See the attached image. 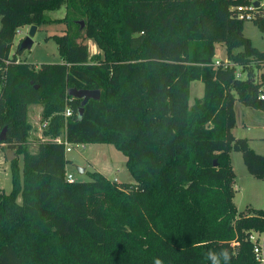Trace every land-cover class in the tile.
Returning <instances> with one entry per match:
<instances>
[{"label": "trees", "instance_id": "16d2710c", "mask_svg": "<svg viewBox=\"0 0 264 264\" xmlns=\"http://www.w3.org/2000/svg\"><path fill=\"white\" fill-rule=\"evenodd\" d=\"M254 1L263 0H0V146L15 155L12 192L0 190V264H211L208 253L221 250L230 264H258L248 235L264 230V208L238 212L231 159L241 152L264 182V154L233 133L237 101L264 113V52L233 10ZM64 6L52 21L66 27L53 36L62 63L37 68L12 55L19 29ZM218 45L243 79L213 67ZM196 81L204 95L191 105ZM73 88L101 92L83 116ZM32 105L49 122L35 151ZM58 138L113 145L136 184L100 172L68 183Z\"/></svg>", "mask_w": 264, "mask_h": 264}, {"label": "rangeland", "instance_id": "374dc122", "mask_svg": "<svg viewBox=\"0 0 264 264\" xmlns=\"http://www.w3.org/2000/svg\"><path fill=\"white\" fill-rule=\"evenodd\" d=\"M66 15V7H62L55 12H48L46 18L49 20L47 24L39 27L35 37L33 38L34 45L30 50L18 52L19 45L28 36L30 28L25 26L22 28V34L16 36L12 48V55L17 54L20 61L31 64L40 68L43 64H60L63 62L62 57L58 52L57 43L54 40V35H62L66 29L65 25L59 22H52L56 19H62ZM1 28V19H0ZM244 33L246 37L252 38L254 47L264 51V33H262L253 22L245 23ZM90 54H97V47L94 41L90 40ZM96 48V49H94ZM219 59L225 60L226 54L223 49L217 50ZM190 104H194L195 99L199 98L200 89L204 91V84L200 81L193 83L191 87ZM204 95V93H203ZM203 97V96H202ZM238 104V101L236 102ZM242 108H245L244 105ZM43 106L32 105L28 108V123L32 125L30 132V144L35 151L37 144L40 142L38 134H41V120H42ZM236 136L242 138L245 135L244 128L236 129L233 132ZM258 151L256 144L252 146ZM72 151L67 152V158L70 159L68 171L73 174L75 181H90V176L80 174L79 168H86L89 172H100L108 176L112 182L119 184L135 185L136 181L131 176L126 167L127 158L119 152L113 145L108 144H93V145H72ZM6 150L0 146V190L6 194H10L13 189L12 171L10 162L6 158ZM232 165L236 173L235 180V199L234 203L239 213L246 212L249 209L261 210L264 208V182L252 176L244 163L241 152L233 151ZM20 165L23 166V158L20 157ZM21 198L19 203H21Z\"/></svg>", "mask_w": 264, "mask_h": 264}, {"label": "built area", "instance_id": "2783aa9c", "mask_svg": "<svg viewBox=\"0 0 264 264\" xmlns=\"http://www.w3.org/2000/svg\"><path fill=\"white\" fill-rule=\"evenodd\" d=\"M255 2H251L248 5L245 6H239L234 8L235 16L238 20L244 21V22H254L260 14V7L264 8V0L262 2H259V6L255 5ZM30 28V27H29ZM22 28L17 31V36L21 35ZM214 68H223V69H231L236 67V76L238 79H243L244 75L241 72V68L234 64L233 62H230L227 58L225 60L216 58L215 62L213 63ZM261 99H264V95H261ZM73 115V112L70 108H67L65 111V118H70ZM49 122H45L42 124L41 128L44 129L48 126ZM55 142L61 144L64 143L66 146V152H71L72 148L71 146L73 144H70L66 139H56ZM66 180L68 183H74L75 178L73 175L67 174ZM248 241L253 245V254L255 257V261L258 264H264V230L263 231H251L248 235Z\"/></svg>", "mask_w": 264, "mask_h": 264}, {"label": "crops", "instance_id": "0c3cea01", "mask_svg": "<svg viewBox=\"0 0 264 264\" xmlns=\"http://www.w3.org/2000/svg\"><path fill=\"white\" fill-rule=\"evenodd\" d=\"M56 20H59V19H56ZM250 40L252 41V44H254L252 38ZM88 43H89V46H90V49H91L90 42H88ZM217 48L218 49L219 48L223 49L224 54H226V49H225L224 46L218 45ZM94 49H96V48H94ZM97 51H98V49H97ZM260 51H262V50H260ZM216 58H219V56L217 55ZM192 85H193V83H192ZM192 85H191V87H192ZM199 91H200L199 98H202L204 91H203V93H202L201 89ZM196 99H198V98H196ZM239 105H242V104H238V103L235 104L236 127L234 128L233 132L236 131V129L244 128V130H245L244 134L245 135H242L241 137L243 139H247L248 140L250 147L256 153H258L260 155H263L264 154V142H263V138H264V113L261 112V111L250 109L248 107L242 108V106H239ZM41 123H42V120H41L40 124ZM41 137H42V132H41V134H38V138L41 139ZM235 137L236 138H240V137H238L236 135H235ZM254 144L257 145L258 151L255 148L252 147ZM7 154L8 153H6V155ZM66 158H67V155H66ZM231 159H232V156H231ZM67 160L70 161V159H68V158H67ZM68 166H69V164H68ZM68 166H67V174L73 175V174H71L68 171ZM86 173L88 174L89 171L86 168H84V173L83 174H86ZM101 174H103L104 176H106L108 178V176L106 174H104V173H101ZM80 182H85V181H80Z\"/></svg>", "mask_w": 264, "mask_h": 264}, {"label": "water", "instance_id": "95a60500", "mask_svg": "<svg viewBox=\"0 0 264 264\" xmlns=\"http://www.w3.org/2000/svg\"><path fill=\"white\" fill-rule=\"evenodd\" d=\"M256 6H259V2H255ZM81 25V28L83 29L85 27V23L83 21L79 22ZM38 31L37 26H31L29 30L28 36L21 42V50H30L32 49L34 45L33 38L35 37L36 33ZM69 95L74 99L82 100V108L80 109V116H83L84 113V106L90 101V100H99L101 97L100 90H85V89H76L73 88L70 90ZM7 130L8 128L5 127L0 135V142L4 143L7 138ZM15 158V155L13 152L9 151L7 154V160L11 162ZM80 174L84 173L83 168L78 169Z\"/></svg>", "mask_w": 264, "mask_h": 264}, {"label": "clouds", "instance_id": "9594fccd", "mask_svg": "<svg viewBox=\"0 0 264 264\" xmlns=\"http://www.w3.org/2000/svg\"><path fill=\"white\" fill-rule=\"evenodd\" d=\"M208 259L211 261V264H230L231 256L227 250H221L218 253L210 251ZM153 264H163V261L157 257L153 259Z\"/></svg>", "mask_w": 264, "mask_h": 264}]
</instances>
